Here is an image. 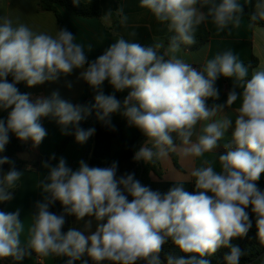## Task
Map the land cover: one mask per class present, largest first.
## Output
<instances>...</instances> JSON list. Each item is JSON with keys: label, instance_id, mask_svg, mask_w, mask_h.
I'll return each instance as SVG.
<instances>
[{"label": "clouds", "instance_id": "1", "mask_svg": "<svg viewBox=\"0 0 264 264\" xmlns=\"http://www.w3.org/2000/svg\"><path fill=\"white\" fill-rule=\"evenodd\" d=\"M80 2L73 0L74 5ZM252 3L139 0V7L166 24L172 33L167 46L156 41L145 47L119 36L92 61L87 54L93 46L88 44L86 52L85 45L77 43L67 29L53 36L33 31L18 17L0 16V110L7 111L6 120L0 119V153L10 142V133L38 147L47 136L41 123L46 117L56 121L63 135L74 134L75 141L84 144L95 128L79 125L93 112L111 130H115L113 113H119L129 127L139 129L147 139L133 159L145 163L177 150L183 157H204L232 129L230 140L223 145L226 152L218 158L220 171L209 159H203L191 171L194 193L185 191L181 183L161 194L142 185L134 173L118 177V162L92 167L81 160L76 170L63 156L55 166L44 162L43 167L49 170L39 181L44 196L35 204L25 240L21 239L25 232L21 210L0 211V260L19 262L35 252L42 257H67L65 264H74L85 254L95 264H162L159 255L170 239L181 253L190 255L168 254L167 264H210L204 257L222 247L229 249L225 264H240L246 253L232 240L246 237L253 227L250 212L255 217L256 239L264 246V190L257 185L264 174V66L253 69L249 78L251 66L231 49L205 60L200 68L177 56L182 46L196 43L198 28L209 19L218 34L225 30L231 34L242 24L244 7ZM115 14L120 25L127 27L129 17L124 8L116 9ZM112 15L109 10L101 19L107 22ZM261 21L264 0H255L249 22L255 25ZM74 69L81 70L78 79L96 93L93 103L74 105L61 98L58 91L32 102L29 94L21 93L16 86L25 82L31 88L56 81ZM220 77L231 79L233 87L225 104L208 108L209 98L219 99L215 85ZM105 81L114 93L128 90L123 101L114 93H104ZM237 100L240 105L233 126L224 109ZM55 159L53 154L50 160ZM5 164L9 165L6 172L2 167ZM23 175L13 160L0 156V203L14 199ZM57 201L63 206L60 215L49 211ZM66 215L77 221L92 218L85 221L86 230L92 228L94 219L95 230L85 234L70 227L64 233Z\"/></svg>", "mask_w": 264, "mask_h": 264}, {"label": "crops", "instance_id": "2", "mask_svg": "<svg viewBox=\"0 0 264 264\" xmlns=\"http://www.w3.org/2000/svg\"><path fill=\"white\" fill-rule=\"evenodd\" d=\"M81 1L88 2V0ZM240 2L243 4L244 0H240ZM38 3V0H0V16L7 15L13 19L18 17L20 22L29 26L33 31L45 32L55 36L56 32L60 30L56 15L53 12L40 11ZM254 3L255 0H253L252 4L246 6L254 11ZM101 5L103 15L109 10H112L113 14H115L116 9L123 7L129 17L128 26L123 27L118 22L114 30L109 31L107 25L110 20L105 22L104 20L95 18H80L65 9H60L64 27L76 36V42L85 45L86 52L88 44L93 46V50L87 54L89 61L100 56L119 36H123L129 42L139 43L145 47L152 46L156 41H163L165 46H167L168 43L165 40V37L169 33L167 25L161 24L150 12L140 8L139 0H101ZM204 24L211 34L209 42L197 51H188L182 48L177 53L179 58L193 64V67L200 68L205 60L214 57L217 53L231 49L246 65L253 58L257 59V66L249 68V78L253 69L264 66V27L252 25L248 22L245 15L241 26L233 29L231 34L227 30L218 34L211 19ZM131 32H135V35H130ZM160 51L162 52L163 49ZM80 71V69H74L72 74L68 76L62 75L56 81L45 82L42 85L31 88L27 87L25 83L30 101L35 102L38 98H48L52 92L58 91L61 98L70 101L74 105L93 103L96 93L91 87L86 86L84 80L78 79ZM215 86L219 90V99L209 98L206 101L208 108H211L215 104H225L233 83L231 79L220 77L216 81ZM102 87L106 95L114 93V89L107 81L104 82ZM114 94L116 97L125 98L128 90L115 92ZM239 105L240 100H237L231 107L224 109V114L233 120V126L237 114L235 110ZM6 118L7 111L0 110V119L6 120ZM41 123L47 130V136L35 148L32 146L30 140L23 142L27 146V152L18 155V159L23 162H36L39 156L51 157L59 144L68 136L61 133L60 126L50 117L41 118ZM72 130L70 129V131ZM231 132L232 129L230 128L226 133L225 139L219 142L218 147L213 152L206 153L204 157H183L179 154V150H177V152H174L177 156V165H175L170 155L161 159L160 173L159 175H151L149 188L153 191L158 190L163 194L170 188L182 183L184 190L191 193L194 180L190 173L194 168L200 166L203 159L214 161L215 170L220 171L218 158L226 152L223 145L230 140ZM11 135L15 137L14 134ZM193 140H195V137H193ZM85 146L86 143L79 144L74 141L66 148L62 156L66 158L69 166L74 163L76 168L78 167L79 161L83 157ZM57 162L58 160L52 166H55ZM21 171L24 172V175L19 182L20 187L17 188L14 199L7 202L4 208L2 207V203H0V211L14 212L19 208L21 210L20 216L31 220L32 214L36 211V202L42 201L44 196L39 188V181L47 176L49 170L43 167V163H40L36 171L24 169H21ZM260 179L264 180V174H261ZM260 179L257 181V185L261 190H264ZM66 259L67 257H60L59 261L55 262L52 256L26 255L23 259V264H65Z\"/></svg>", "mask_w": 264, "mask_h": 264}, {"label": "trees", "instance_id": "3", "mask_svg": "<svg viewBox=\"0 0 264 264\" xmlns=\"http://www.w3.org/2000/svg\"><path fill=\"white\" fill-rule=\"evenodd\" d=\"M38 7L40 11L43 12H53L58 20L59 29H65L60 9H65L72 13L74 16L85 18V19H99L102 20V5L101 0H91V2H80L78 5L73 4V0H38ZM253 10L245 6L244 7V15L249 22V16L252 14ZM103 21V20H102ZM119 20L116 14H113L110 18V21L107 25L109 31H113L117 26ZM250 23V22H249ZM255 25L264 27V21L257 22ZM172 35V33H168L165 37L166 42L168 43V38ZM211 34L209 29L205 24H202L196 33V43L193 45L182 46L184 50L188 51H197L204 47L210 40ZM257 59L253 58L251 62L248 63L252 68L257 66ZM9 82H12V77L9 76ZM21 93H27L25 82H20L16 85ZM87 87H90L86 83ZM28 94V93H27ZM118 100L123 101L124 98L116 97ZM30 99V96H29ZM111 122L114 126L115 130H111L110 127L105 126L101 121H99L93 112L92 115L88 116L86 120L80 122V127L83 129H89L90 124L92 123V128H95V133L92 136L90 150L88 156L86 158V162L89 166L92 167H109L113 162H118L117 176L119 177L122 174H132L134 173V178L139 181L140 174L142 171V166L140 161H136L133 159L134 154L139 148L145 143L146 137L139 131V129L135 127H129L127 125L126 120L119 114L113 113L111 114ZM74 133V129L72 130ZM75 141L74 134L68 135L57 147L55 150V156L57 159L50 160V157L39 156L38 160L33 163H26L18 159L16 163L17 170H29L36 171L40 163L49 162L53 165L64 153L66 148ZM179 144V141H176ZM140 144V147L138 145ZM88 146V141L86 142V146L84 149L83 156ZM27 152V146L21 142L16 137H13L10 133V142L6 145V149L3 153H0V156H7L11 160L14 161V157H18V155ZM169 155L172 157L175 165H177V156L174 152H170ZM83 160V157L82 159ZM15 162V161H14ZM143 164V174L140 180V183L144 186L149 187L151 184V175H159V167L160 160H156L153 162ZM3 170L6 172L9 170V165L5 164L2 166ZM73 170H76V166L74 163L70 166ZM262 185L264 187V180L260 179ZM195 183L192 185L191 193H194ZM17 193V189L14 191L13 195L15 196ZM132 198L129 197V200ZM7 202L2 203V207L4 208ZM49 211L60 215L63 213V206L59 201L55 202L50 206ZM250 212V208H249ZM68 215L65 216V221ZM250 216L253 220V227L248 232L247 236L244 238H236L232 240L234 245H238L246 254L243 255L240 259V264H250L253 260H255L260 254L264 252V246H262L259 241L256 239V228H255V217L250 212ZM87 219H92L90 217H86L85 220L77 221L74 216H68V229L70 227L77 228L81 231H85V234H89L90 231H94L96 227V222L93 219L92 228L90 230L85 229V221ZM66 223L62 229L65 233ZM229 252L228 248H220L215 254L211 256L204 257L207 259L210 264H225L224 256ZM32 255H36L35 252L31 253ZM168 254H172L175 256H187L190 254H184L179 251V249L172 243L169 239L168 242L163 246V250L159 255L162 264H167L166 257ZM55 262H58L60 257L52 256ZM84 261H87V264H95L87 254H85L81 260L75 261L74 264H84ZM0 264H23V260L16 262L12 258H7L4 260H0ZM101 264H111L109 261L101 262ZM253 264H264V257L258 260Z\"/></svg>", "mask_w": 264, "mask_h": 264}, {"label": "water", "instance_id": "4", "mask_svg": "<svg viewBox=\"0 0 264 264\" xmlns=\"http://www.w3.org/2000/svg\"><path fill=\"white\" fill-rule=\"evenodd\" d=\"M90 128H92V123L90 124ZM91 140H92V137H90L89 140H88V146H87V149H86L85 154L83 156V160L84 161H86V158L88 156V153H89V150H90V145H91ZM138 147H140V144L138 145ZM14 161H15V167H16V163L18 161V157H14ZM140 162H141V166H142V171H141V174H140L139 182H140L142 174H143V164H142V161H140ZM68 223H69V220H68V216H67L65 233L68 231ZM263 257H264V252L262 254H260L255 260L250 262V264H253V263L257 262L258 260H260Z\"/></svg>", "mask_w": 264, "mask_h": 264}, {"label": "rangeland", "instance_id": "5", "mask_svg": "<svg viewBox=\"0 0 264 264\" xmlns=\"http://www.w3.org/2000/svg\"><path fill=\"white\" fill-rule=\"evenodd\" d=\"M20 219H21V221H24V223H25V232L21 236V239L23 241L27 238V229H28L29 225L31 224V220L26 219L25 217H21V216H20ZM29 256H34V255L30 254Z\"/></svg>", "mask_w": 264, "mask_h": 264}]
</instances>
